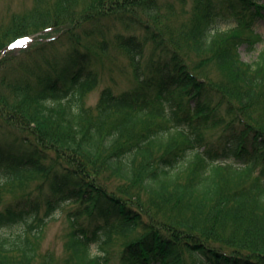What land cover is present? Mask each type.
<instances>
[{"label":"trees","instance_id":"16d2710c","mask_svg":"<svg viewBox=\"0 0 264 264\" xmlns=\"http://www.w3.org/2000/svg\"><path fill=\"white\" fill-rule=\"evenodd\" d=\"M188 1L36 0L0 32V264L69 204L68 264H264V0ZM117 52L135 83L89 106Z\"/></svg>","mask_w":264,"mask_h":264},{"label":"rangeland","instance_id":"374dc122","mask_svg":"<svg viewBox=\"0 0 264 264\" xmlns=\"http://www.w3.org/2000/svg\"><path fill=\"white\" fill-rule=\"evenodd\" d=\"M35 2L36 0H0V32L9 26L13 17L28 13L34 7ZM189 4L191 6L193 0H190ZM233 23L234 22H231V24ZM220 26L225 28L228 24L226 22H221ZM254 30L256 32H261L264 36V18H258L254 21ZM32 35L33 36L30 37L29 40H42L43 36H45L44 32L32 33ZM262 46L263 44L259 43L258 49L253 51L248 50L246 45L242 46L240 49L242 58L249 62L255 60ZM117 54L120 58V64L124 67L125 71L120 73L119 70H115L113 74L106 72L102 75L100 83L97 86L88 88L86 102L89 106L97 103L101 89L104 86L113 83L112 76H114L117 82H120L119 87L122 89L129 88L135 83L133 74L131 75L132 71L127 67L125 55L119 52H117ZM77 209L78 206L74 204L66 205L49 221L48 225L45 227L40 243L41 256L36 264H68L66 259L69 255L65 246L66 232H68L70 227L68 215L75 212ZM10 231L11 229H8V232Z\"/></svg>","mask_w":264,"mask_h":264}]
</instances>
